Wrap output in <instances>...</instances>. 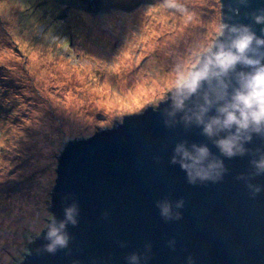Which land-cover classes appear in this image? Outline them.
<instances>
[{
  "label": "rangeland",
  "instance_id": "rangeland-1",
  "mask_svg": "<svg viewBox=\"0 0 264 264\" xmlns=\"http://www.w3.org/2000/svg\"><path fill=\"white\" fill-rule=\"evenodd\" d=\"M176 2L184 11L165 0H0V264L24 260L49 224L68 140L158 107L190 54L216 40L220 0Z\"/></svg>",
  "mask_w": 264,
  "mask_h": 264
},
{
  "label": "water",
  "instance_id": "water-1",
  "mask_svg": "<svg viewBox=\"0 0 264 264\" xmlns=\"http://www.w3.org/2000/svg\"><path fill=\"white\" fill-rule=\"evenodd\" d=\"M220 2L222 23L251 25L261 35L264 24L253 23L252 15L264 0ZM230 37L226 28L215 42L227 44ZM240 70L221 78L229 94ZM220 87L215 79L202 83L180 108L175 92H169L156 108L124 115L121 123L98 127L89 138L68 140L57 157L47 202L57 223L65 219L66 208L75 206L78 223L66 224L68 247L53 255L44 250L49 220L18 264H132L124 257L134 252L141 254L140 264H264V191L252 199L245 188L246 181L264 185V175L250 177V161L264 155V129L241 141L247 150L243 156H220L214 142L229 133L208 137L203 132L223 103L216 96ZM202 107L207 111L201 114ZM198 115L203 123L197 122ZM179 143L189 151L193 144L204 145L219 156L227 169L223 180L188 184L179 164L169 163ZM240 174L244 180L236 179ZM165 197L173 211L181 212L180 220L160 216L155 202ZM181 197L184 207L176 209L174 202ZM143 256L150 259L145 262Z\"/></svg>",
  "mask_w": 264,
  "mask_h": 264
},
{
  "label": "clouds",
  "instance_id": "clouds-1",
  "mask_svg": "<svg viewBox=\"0 0 264 264\" xmlns=\"http://www.w3.org/2000/svg\"><path fill=\"white\" fill-rule=\"evenodd\" d=\"M238 2L247 5V0H238ZM165 6L184 11L176 0H165ZM252 20L255 24H264V7L255 10ZM226 28L231 34L227 44L222 41L217 44L214 40L204 42L196 52L190 54L184 70L175 76L170 92H175L174 103L180 108L183 100L195 93L202 83L213 79L220 83L221 87L216 92V96L217 100L223 103L216 109L217 115L212 116L204 124L203 132L208 137H212L221 131H227L228 135L217 139L214 143L220 156L231 159L246 153L242 140L250 141L252 132L260 133L264 129V28L260 30L261 35L257 36L251 25L239 24L228 27L222 23L221 16L215 37L223 36ZM238 66L242 70L237 72L235 86L229 94L221 78L237 71ZM206 111V108L200 109L201 114ZM196 119L198 123H203L201 116L198 115ZM191 149L189 151L183 143H179L174 147L173 155L169 160L170 164H179L186 173L187 183L195 185L197 182L222 181L227 172L223 160L219 156H214L207 146L193 144ZM155 159L159 162V157ZM250 164L253 168L250 177L264 175V155L251 160ZM236 179L244 180L245 177L240 174ZM245 188L252 199L264 191V185H254L247 181ZM155 204L165 221L182 218L180 211H173V202L166 197L157 200ZM184 204L182 197L174 202L176 209L183 208ZM76 211L75 206L66 208L65 219L58 223L53 217H49L52 223L46 234V239L49 241L44 246L46 252L54 255L57 250L68 247L70 237L65 228L66 224L75 226L78 223L75 218ZM172 244L174 241H169V245ZM146 247L150 251V245ZM141 258V254L135 252L124 257L132 264H140ZM149 259V256H143L145 262ZM188 259L191 261L192 258ZM72 264L78 262L73 261Z\"/></svg>",
  "mask_w": 264,
  "mask_h": 264
}]
</instances>
